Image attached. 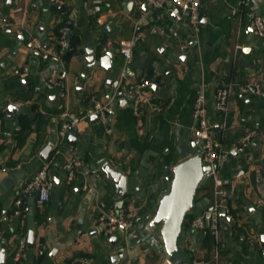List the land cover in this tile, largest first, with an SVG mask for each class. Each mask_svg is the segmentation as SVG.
<instances>
[{
    "label": "crops",
    "instance_id": "1",
    "mask_svg": "<svg viewBox=\"0 0 264 264\" xmlns=\"http://www.w3.org/2000/svg\"><path fill=\"white\" fill-rule=\"evenodd\" d=\"M145 5V0H0L3 264H264V37L249 28L251 15L264 17V0H202L199 30L188 19L175 21L169 5L159 11ZM61 25V32L77 40L69 59L57 49L70 44L55 35ZM136 33L141 39L127 64L121 49ZM107 53L110 70L99 63ZM90 55L97 66L88 62ZM252 78L262 85V96L237 89ZM47 80L64 87L47 88ZM143 82L152 85L136 117L131 87ZM229 83L236 89L222 142L232 154L221 171L228 213L220 219L218 238L190 228V220L212 206L208 182L184 223L180 252L170 259L153 220L171 190L173 168L201 147L194 136L197 93L204 92L209 122L221 136L216 91ZM98 102L110 106L108 123L85 119L73 129L76 146L67 147L68 138L62 144L60 131L69 116L81 117ZM10 105L18 112L7 114ZM247 130L254 132L250 144L233 151ZM70 159L83 162L72 182L64 169ZM108 164L127 177L123 198L103 171ZM45 166L51 199L39 209L36 193L25 190ZM121 207L137 218L113 244L97 231L96 217L102 208ZM17 209L21 216L14 215ZM22 238L27 248L17 261Z\"/></svg>",
    "mask_w": 264,
    "mask_h": 264
},
{
    "label": "built area",
    "instance_id": "2",
    "mask_svg": "<svg viewBox=\"0 0 264 264\" xmlns=\"http://www.w3.org/2000/svg\"><path fill=\"white\" fill-rule=\"evenodd\" d=\"M145 1L153 11L163 10L169 5V12L172 14L175 21L188 19L190 24H192L196 30H199L201 23L200 9L202 0ZM99 2L100 1H98V3ZM2 23V17L0 15V26ZM249 28L255 35L264 37V17L251 15ZM140 39V34L136 33L127 44L123 45L121 53L127 64L131 63L133 59V48ZM26 75L27 70H25L23 76ZM44 85L50 89L55 86L64 87L63 83L54 80H47ZM151 85L150 82H143L140 85L137 84L131 87V90L134 92L132 104V112L134 116L139 117L142 114L141 108L145 98V89ZM235 89V86L232 83H229L219 87L216 91V108L220 113L219 127L222 130L221 136L215 133L214 125L209 122L206 96L204 92L199 91L197 93L193 110V118L195 121L194 136L202 142L197 155L201 158L203 165L211 168L210 173L205 177L207 178V183L210 182L211 184L213 202L209 209L190 220V228L196 231L210 230L216 238H218L220 232L221 215H227L228 213L227 207L224 206V201L226 200V188L221 177V171L231 156L232 150L226 149L222 141L225 132L228 129L231 101ZM237 89L244 95L248 96L263 95L262 85L254 78L250 79L245 85L238 86ZM110 113L111 109L109 104L98 102L89 108L81 117L75 115L69 116L68 122L64 124L60 131L62 144L67 140L70 134V129H74L81 121L96 116L101 123L107 124ZM253 136L254 132L247 130L240 144L235 147L233 151H244V149L250 144ZM82 166L83 162L79 159H70L65 163L64 169L68 172L69 182L75 180ZM49 187L48 166H45L33 176L25 190V194L35 192L36 206L39 209H43L51 199ZM84 188L86 189L87 186ZM20 205L21 200H18L16 206L19 208ZM14 215L21 216L22 211L17 209L14 212ZM136 218V213L128 208H102L98 211L96 217V228L104 238L111 239L117 236L120 232H128L132 230ZM26 248L27 239L22 238L19 242V251L16 256L17 261L22 257ZM40 253L43 254L42 251ZM196 264H203V262H198Z\"/></svg>",
    "mask_w": 264,
    "mask_h": 264
},
{
    "label": "water",
    "instance_id": "3",
    "mask_svg": "<svg viewBox=\"0 0 264 264\" xmlns=\"http://www.w3.org/2000/svg\"><path fill=\"white\" fill-rule=\"evenodd\" d=\"M4 1V0H1ZM147 5V4H146ZM145 5V6H146ZM131 4L128 5V8ZM111 54L107 53L100 58L99 63L102 67L110 70L108 62L110 63ZM88 62H98L90 55ZM132 96L134 92H131ZM19 107L15 105L8 106L6 112L12 115L18 112ZM93 122L98 123L99 120L96 116L91 118ZM73 129H70V135L68 136L67 147H75L77 144V138L72 133ZM200 145L202 142L199 140ZM109 182L114 183L117 188L118 198H123L127 193V177L120 171L113 168L111 165H106L103 169ZM211 168L205 166L202 163L201 158L196 154L189 159L177 164L173 168L174 178L172 180L171 190L165 195L159 205L156 216L153 220L155 227H161L162 238L165 246L166 253L170 259H174L180 252L179 240L182 235L183 226L187 219L196 208L195 197L197 192L207 184V178ZM35 194V192H34ZM227 203L224 205L227 207ZM226 214H222L221 218H225ZM116 237L111 239V242L116 243ZM264 244V237L262 238ZM28 248H34V233H29ZM4 261L0 262L3 264Z\"/></svg>",
    "mask_w": 264,
    "mask_h": 264
},
{
    "label": "trees",
    "instance_id": "4",
    "mask_svg": "<svg viewBox=\"0 0 264 264\" xmlns=\"http://www.w3.org/2000/svg\"><path fill=\"white\" fill-rule=\"evenodd\" d=\"M62 27H63V25L55 28V35L59 39L64 37V38L70 40V44H69V46L67 48L62 49V50H61L62 47L58 44L57 45V49L59 51H61L62 57H64L65 59H69L74 54V49H76L75 45L77 43V40H75L73 38H72L73 40L69 39V36H68V34L66 32H61ZM18 264H20V263H18Z\"/></svg>",
    "mask_w": 264,
    "mask_h": 264
}]
</instances>
